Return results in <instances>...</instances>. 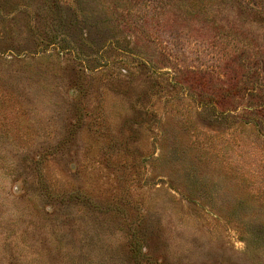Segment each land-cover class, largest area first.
Returning a JSON list of instances; mask_svg holds the SVG:
<instances>
[{
    "label": "rangeland",
    "instance_id": "1",
    "mask_svg": "<svg viewBox=\"0 0 264 264\" xmlns=\"http://www.w3.org/2000/svg\"><path fill=\"white\" fill-rule=\"evenodd\" d=\"M0 264H264V0H0Z\"/></svg>",
    "mask_w": 264,
    "mask_h": 264
}]
</instances>
